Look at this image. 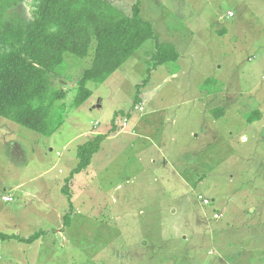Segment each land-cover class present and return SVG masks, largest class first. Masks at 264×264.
Returning <instances> with one entry per match:
<instances>
[{
  "label": "rangeland",
  "instance_id": "374dc122",
  "mask_svg": "<svg viewBox=\"0 0 264 264\" xmlns=\"http://www.w3.org/2000/svg\"><path fill=\"white\" fill-rule=\"evenodd\" d=\"M32 1L11 13L28 15ZM107 1L124 13L138 1L179 57L156 65L149 39L103 82H87L91 96L75 106L92 52H65L52 80L66 92L55 132L0 116V232L42 231L32 243L0 240V264H264V0ZM100 133L107 139L67 184L77 146Z\"/></svg>",
  "mask_w": 264,
  "mask_h": 264
},
{
  "label": "trees",
  "instance_id": "16d2710c",
  "mask_svg": "<svg viewBox=\"0 0 264 264\" xmlns=\"http://www.w3.org/2000/svg\"><path fill=\"white\" fill-rule=\"evenodd\" d=\"M23 1L0 0V116L42 135H51L61 123L54 115L62 109L57 101L66 92L54 87L52 80L59 77L55 68L64 61L65 52L80 58L92 52L91 64L84 68L74 98V105L80 106L91 96L87 82H103L144 42L156 39L152 24L140 15L137 0L130 13L107 0H33L28 15L11 13ZM178 57L172 44L156 39L152 56L156 65ZM222 110L213 108L211 113L221 116ZM257 117L255 111L248 120ZM105 137L100 133L77 146V162L67 184L74 174L88 168ZM62 190L69 193L66 184ZM214 212L218 211L211 214ZM68 213L64 214V224L71 221ZM41 233L20 237L0 232V240L32 243Z\"/></svg>",
  "mask_w": 264,
  "mask_h": 264
},
{
  "label": "crops",
  "instance_id": "0c3cea01",
  "mask_svg": "<svg viewBox=\"0 0 264 264\" xmlns=\"http://www.w3.org/2000/svg\"><path fill=\"white\" fill-rule=\"evenodd\" d=\"M227 96H228V98H231L230 95H227ZM221 104H224V103L222 102ZM141 106H142V105H141ZM142 110H143V108H142ZM142 110H138V111H142ZM142 117H143V116L139 114V116H138V117H135L133 121H128V120L126 121V120L123 119V121H126L127 124H126V126L121 125L120 128H122V130H126V131H128V129H129V130H132L133 127H136V125H137L138 122H139V119L142 118ZM142 120H143V119H142ZM122 123H123V122H122ZM127 128H128V129H127ZM113 132H114V131H113ZM110 133H112V132H110ZM110 133H109V134H110ZM109 134H108V135H109ZM107 137H108V136H106V137L104 138V140L107 139ZM104 140H103V141H104ZM75 155H76V154H75ZM92 159H93V158H92ZM75 161L77 162V159H76V158H75ZM154 162H155V161H154ZM75 165H76V164H75ZM67 180H68V178L66 179V182H67ZM76 180H77V179L75 178V176H73V177L69 180V182H70L71 185H74V184L76 183ZM117 184H118V186H119V185H120V182H118ZM20 186H21V184L19 183V184H17L16 186H13V187H17V188H19ZM13 187H12V188H13ZM12 188H11V189H12ZM5 195H10V196L12 197V200H13V198H14V197H13L11 194H9L8 192H4V193L2 194V197H1V198L3 199V196H5ZM219 213H220V212H219ZM221 214H222V213L219 214L220 217L223 216V215H221ZM221 260H222V262L225 263V261H224L223 258H222ZM201 264H204V263H201Z\"/></svg>",
  "mask_w": 264,
  "mask_h": 264
},
{
  "label": "built area",
  "instance_id": "2783aa9c",
  "mask_svg": "<svg viewBox=\"0 0 264 264\" xmlns=\"http://www.w3.org/2000/svg\"><path fill=\"white\" fill-rule=\"evenodd\" d=\"M142 104H139V105H137V106H135V110H142V106H141ZM126 124H127V122L126 121H123V123H122V125L123 126H126ZM3 200L4 201H11L12 200V197L10 196V195H5V196H3ZM197 200H198V202H200V203H202V204H204V205H209V203H210V200L208 199V197H206V196H203L202 194H198L197 195ZM220 213L219 212H214L213 214H211L212 215V218L213 219H219L220 218V215H219Z\"/></svg>",
  "mask_w": 264,
  "mask_h": 264
}]
</instances>
